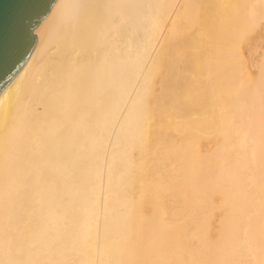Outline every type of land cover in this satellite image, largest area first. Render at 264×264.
Here are the masks:
<instances>
[{
  "label": "bare ground",
  "instance_id": "obj_1",
  "mask_svg": "<svg viewBox=\"0 0 264 264\" xmlns=\"http://www.w3.org/2000/svg\"><path fill=\"white\" fill-rule=\"evenodd\" d=\"M263 16L56 0L0 95V264H264Z\"/></svg>",
  "mask_w": 264,
  "mask_h": 264
},
{
  "label": "water",
  "instance_id": "obj_2",
  "mask_svg": "<svg viewBox=\"0 0 264 264\" xmlns=\"http://www.w3.org/2000/svg\"><path fill=\"white\" fill-rule=\"evenodd\" d=\"M56 0H0V95L35 47L34 29Z\"/></svg>",
  "mask_w": 264,
  "mask_h": 264
},
{
  "label": "rangeland",
  "instance_id": "obj_3",
  "mask_svg": "<svg viewBox=\"0 0 264 264\" xmlns=\"http://www.w3.org/2000/svg\"><path fill=\"white\" fill-rule=\"evenodd\" d=\"M257 27H255L254 30H256L257 32L259 31V33H261L262 36L260 35V37L258 38L259 40L257 39V41H255V40H253V41L252 40H248V42H247L248 43V47L247 48L249 49V50H247L248 51L247 52L248 64L251 65V66L249 65V67H250L251 70H253V72L256 75L259 74V72L261 70V67H263L262 65L264 64L263 63L264 62V16L261 17L260 25H259L258 28ZM253 46H255V47L253 48ZM250 47H251L252 52H250L251 51L250 50ZM254 49H255V51H254ZM202 140L206 143V138L203 137ZM134 150L135 151H133V152L136 153V151H137L136 148ZM213 196H214V199H215L217 205L218 206H222L221 205L222 202H223V200H222V194H220L219 192H214ZM224 206H225V204H223L222 207H224ZM222 207H220V209H221L220 211L218 210L216 212L215 219H213V226H214L213 227V232L214 233H213L212 236H214V235H216L218 233V230L215 229V228H218L219 227V224L216 222L217 219L220 216H223L229 210V208H228L227 205L225 206L226 208H222Z\"/></svg>",
  "mask_w": 264,
  "mask_h": 264
}]
</instances>
